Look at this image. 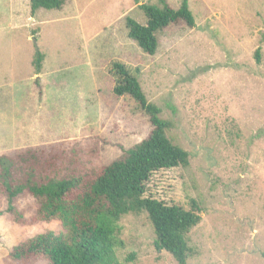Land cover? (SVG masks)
<instances>
[{"label": "rangeland", "instance_id": "obj_1", "mask_svg": "<svg viewBox=\"0 0 264 264\" xmlns=\"http://www.w3.org/2000/svg\"><path fill=\"white\" fill-rule=\"evenodd\" d=\"M166 1L174 9L181 2ZM142 3L160 5L68 0L32 16L29 0H0V154L41 150L53 154L42 172L54 165L83 174L146 137V113L112 92L120 63L189 155L187 166L156 171L145 184L146 195L167 205L199 208L185 264H264V0H188L195 26L157 32L153 55L127 35V17L146 24ZM14 204L26 220L35 217L32 197ZM6 206L0 194V264H10L21 241L62 229L58 221L16 223ZM117 225L119 264H178L155 249L147 213L123 215Z\"/></svg>", "mask_w": 264, "mask_h": 264}, {"label": "trees", "instance_id": "obj_2", "mask_svg": "<svg viewBox=\"0 0 264 264\" xmlns=\"http://www.w3.org/2000/svg\"><path fill=\"white\" fill-rule=\"evenodd\" d=\"M68 0H29L33 16L39 9L59 10ZM160 5L142 3L139 8L146 17L142 25L126 18L127 35L141 50L153 55L157 49L156 33L169 25L195 26L188 0L172 8L166 0ZM259 61V50L255 51ZM43 56L36 52L32 61L34 73L41 70ZM117 79L112 88L116 97L129 95L148 116L151 130L146 137L110 163L91 168L83 174L62 173L54 169L42 172L39 164L51 159L41 150L27 149L16 155L0 154V194L7 201L6 212L19 224L36 221H58L61 230L46 231L21 241L7 255L10 264L45 261V264H119L116 248L118 221L126 214L147 213L152 223L157 251L169 252L178 264L189 256L186 233L199 221V208L186 210L167 205L146 195L145 184L159 170L187 166L188 152L172 143L166 131L170 123L160 117V109L148 102L137 77L122 64L114 63ZM19 196L32 197L36 215L24 218L14 201ZM194 204V203H193ZM1 214V213H0Z\"/></svg>", "mask_w": 264, "mask_h": 264}, {"label": "crops", "instance_id": "obj_3", "mask_svg": "<svg viewBox=\"0 0 264 264\" xmlns=\"http://www.w3.org/2000/svg\"><path fill=\"white\" fill-rule=\"evenodd\" d=\"M38 74V73H37Z\"/></svg>", "mask_w": 264, "mask_h": 264}]
</instances>
